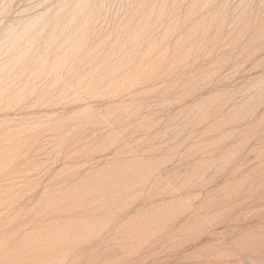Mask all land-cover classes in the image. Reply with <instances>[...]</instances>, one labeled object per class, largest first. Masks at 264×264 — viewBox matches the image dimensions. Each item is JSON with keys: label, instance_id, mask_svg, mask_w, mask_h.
<instances>
[{"label": "rangeland", "instance_id": "1", "mask_svg": "<svg viewBox=\"0 0 264 264\" xmlns=\"http://www.w3.org/2000/svg\"><path fill=\"white\" fill-rule=\"evenodd\" d=\"M0 264H264V0H0Z\"/></svg>", "mask_w": 264, "mask_h": 264}, {"label": "bare ground", "instance_id": "2", "mask_svg": "<svg viewBox=\"0 0 264 264\" xmlns=\"http://www.w3.org/2000/svg\"><path fill=\"white\" fill-rule=\"evenodd\" d=\"M137 161V160H136ZM133 179V178H132ZM126 182V181H125ZM130 182H131V180H130ZM122 185H123V183H122ZM113 189V188H112ZM180 196V195H179ZM178 197V196H177ZM110 198V197H109ZM112 198V197H111Z\"/></svg>", "mask_w": 264, "mask_h": 264}]
</instances>
